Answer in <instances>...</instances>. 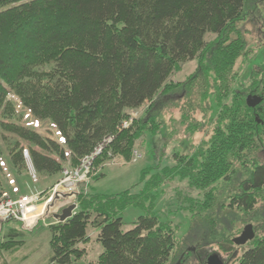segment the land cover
<instances>
[{"label":"trees","instance_id":"obj_1","mask_svg":"<svg viewBox=\"0 0 264 264\" xmlns=\"http://www.w3.org/2000/svg\"><path fill=\"white\" fill-rule=\"evenodd\" d=\"M256 9L264 14V0H0V137L11 168L27 173L22 156L27 148L40 185L48 188L66 161L76 166L109 136V152L129 161L136 141L159 126L150 114L158 104L153 100L184 88L171 75L197 59L204 81L198 85L195 75L187 85L200 93L197 107L205 104L208 89L214 90L216 116L207 138L192 155H178V164L163 168V178L180 174L195 190L180 206L189 211L194 235L203 234V246L230 251V234L213 237L222 225L216 213L225 206L237 216H256V204L264 199V62L252 68L248 86H241L234 70L237 59L242 65L255 55L244 24L247 18L259 21ZM248 93L261 96V102L247 106ZM148 100L147 114L123 126L131 110ZM18 105L48 121L60 140L21 121ZM183 108L184 117L195 110L192 102ZM106 158L107 152L100 153L96 162ZM4 186L0 178V195ZM224 186L230 192L225 204ZM145 196L126 189L82 197L74 215L49 224V260H79L92 226L102 251L91 264L168 263L180 242L156 212L139 215L122 229L123 209ZM252 243L235 264H264V230ZM204 247L198 251L203 255ZM201 254L197 264H205L209 253Z\"/></svg>","mask_w":264,"mask_h":264},{"label":"rangeland","instance_id":"obj_2","mask_svg":"<svg viewBox=\"0 0 264 264\" xmlns=\"http://www.w3.org/2000/svg\"><path fill=\"white\" fill-rule=\"evenodd\" d=\"M255 12V17L258 15L260 22L253 23L251 19L247 18L244 24L245 38H247L248 45L256 50L255 55L250 60L248 59L247 63L244 62L241 65L240 60L237 59L234 64V70H239L241 86H248L252 68L264 62V33L261 32V30L264 31V14H261L257 9ZM203 70L204 68L199 65L197 59H193L182 63L171 75L173 81L183 82L184 88L161 93L153 100V102L157 100L158 104L152 108L150 114L155 121L160 123L155 132L146 131L136 141L134 150L140 154L139 158L136 159L133 150L132 157L126 161L119 155H112L107 149L108 146L105 145L100 153L107 152L106 159L97 163L98 156H96L88 164L87 173H85V168L82 167L81 159H79L76 163V167L80 169L77 171V175L68 176L63 171L55 173L53 175L54 185L50 188L41 186L38 178L32 181L28 171L26 174L15 173L7 157L6 145L0 137V178L5 185L3 192H9L10 195L16 196L42 192L43 190L42 196L33 201L35 207H40L42 210L37 208L35 214L38 217L32 214L29 219H25L26 223L22 220L9 219L0 225V264H62L49 260L51 248L49 247L50 232L48 226L58 222L54 218V214L59 213L62 208L71 203L76 204L74 212L78 211L81 198L90 193L112 196V194H119L126 189L135 195L145 191V197L148 198L137 197V200L141 199L139 203L127 205L123 209L120 214L122 222H124L122 229L126 230L132 227V223L139 215H147L149 211L156 212L159 220L169 223L173 227L175 238L180 242L179 247L173 253V257L166 264H176V262L197 264V254H201L198 251H202L206 241L201 239L203 234L194 235L195 231L191 230L193 222L190 219L189 211L180 206L184 198L190 195L195 196V190L189 188L186 179L181 180L180 174L170 175L167 179L163 178V168L174 166L179 160H177L178 155H192L197 145L207 138L212 127L211 122L216 116L217 108L214 90L208 89L204 100L205 104L203 107H197L196 102L200 99L198 98L200 93L197 87L192 88L187 85L189 78L197 75L198 85L201 86L204 81L201 77ZM11 99L14 98L11 97ZM151 102V100L145 101L140 107L132 109L128 119L133 114L135 116L133 120L144 117ZM190 102L195 106V110L191 114L187 112L189 116L184 117L183 113L187 110L183 111V105L188 106ZM17 109L24 115L21 121L27 125L29 123L37 132H42L50 138L58 137L56 130L52 129L48 121L35 119L28 110L20 105ZM191 123L193 126L187 129L186 125ZM261 158L263 159L264 155ZM29 162L28 157V165H30ZM181 163L182 161L179 162V164ZM156 175L158 176L154 178ZM149 180H154V182L151 181L150 184ZM54 190L61 192L57 194L54 193ZM221 194V201L225 204L227 196L230 194L229 187L224 186ZM50 197L51 200H48ZM256 205V216L254 214L253 216L251 214L243 215L242 213L237 216L235 213H229L224 206L222 213L221 211L216 213L223 226L216 225V229H219L213 237L219 238L224 232L230 234V238H232L239 235L246 224H251L254 234L261 235L264 230V199ZM214 214L212 215L214 216ZM225 214L228 216L223 218ZM216 217L214 216L215 220ZM96 233L97 228L92 226L88 228V234L91 236L90 241L85 244L87 247L86 254L79 260H72L68 264H91L97 260L98 254L102 251V246L95 240ZM252 242L253 239L239 246L232 243L228 252L219 250L217 245L212 243L208 245L209 247H204V252L207 250L205 255L209 253L207 258L213 254L212 251L214 250L219 254V258L221 257V264H235L237 256L239 257L245 248L252 247ZM205 255L201 254L202 257Z\"/></svg>","mask_w":264,"mask_h":264},{"label":"built area","instance_id":"obj_3","mask_svg":"<svg viewBox=\"0 0 264 264\" xmlns=\"http://www.w3.org/2000/svg\"><path fill=\"white\" fill-rule=\"evenodd\" d=\"M133 114V113H132ZM133 116L129 118L128 120L123 121V126H127L130 123H132V120L134 119ZM111 136L105 137L102 139V142H99L98 146H96L93 151L89 152L86 156L81 158V165L85 168V173L88 172L89 163L92 162L93 159H95L96 156L99 155L101 152V149L110 143ZM137 153L138 151L134 150V156L137 159ZM24 156L26 159H28L26 151L24 152ZM80 170L78 167H72L67 162L65 165L64 174L68 176L77 175V171ZM31 175L34 177V172L31 170ZM67 180L69 178H66ZM65 179V181H67ZM64 181V182H65ZM61 191L54 190V193L59 194ZM53 193V195H54ZM42 196V193L36 192L31 194H21L19 196L13 197L8 192H4L1 194L2 199L0 200V225L9 219H16V220H22L24 223H26V220H24L25 215L35 207V204L33 201H35L38 197ZM51 200V197L48 199ZM49 209V208H48ZM38 217V216H37ZM36 221V220H35Z\"/></svg>","mask_w":264,"mask_h":264},{"label":"water","instance_id":"obj_4","mask_svg":"<svg viewBox=\"0 0 264 264\" xmlns=\"http://www.w3.org/2000/svg\"><path fill=\"white\" fill-rule=\"evenodd\" d=\"M262 97L257 94L248 93V95L245 97V101L247 106L255 107L261 102ZM76 208L75 203L68 204L66 207L62 208L59 213L54 214V218L57 219L58 222H64L67 220V218H70L73 215V210ZM242 232L231 238L234 244L236 245H243L246 242L250 241L254 237V231L251 227V224H246L242 228ZM176 264H180L179 262H176ZM206 264H221V259L219 258V255L216 253H213L208 256L206 259Z\"/></svg>","mask_w":264,"mask_h":264},{"label":"bare ground","instance_id":"obj_5","mask_svg":"<svg viewBox=\"0 0 264 264\" xmlns=\"http://www.w3.org/2000/svg\"><path fill=\"white\" fill-rule=\"evenodd\" d=\"M8 97L9 98H11L12 96H10V95H8ZM19 102V101H18ZM57 132V131H56ZM40 133V132H39ZM42 133V132H41ZM57 138H54V139H57L58 141L60 140V137H59V135H58V133H57ZM53 138V137H52ZM26 151V153H27V156L29 157V163H30V165H28L27 164V159H26V157L24 156V152ZM140 154L139 153H137V158H139L140 156H139ZM22 156L24 157V159H26V167H27V170H28V173H29V175H30V178L34 181V180H37V175H36V171H35V169H34V167L32 166V163H31V160H30V156H29V152H28V150H27V148H24L23 149V151H22ZM132 157V156H131ZM66 165V164H65ZM31 167V168H30ZM72 167H76V166H72ZM31 170L32 171H34V177L31 175ZM64 170H65V166H64V169H63V172H64ZM9 193V192H8ZM37 208H40V207H37ZM37 208L36 207H34V208H32L26 215H25V218H24V220L25 219H29V218H27L28 217V215L30 216V215H32V214H35V213H37L36 211H37ZM40 211H42L41 209H40ZM73 212V214L74 213H76V212H74V210L72 211ZM35 217H37V215L35 214Z\"/></svg>","mask_w":264,"mask_h":264},{"label":"flooded vegetation","instance_id":"obj_6","mask_svg":"<svg viewBox=\"0 0 264 264\" xmlns=\"http://www.w3.org/2000/svg\"><path fill=\"white\" fill-rule=\"evenodd\" d=\"M180 256H181V255H180ZM182 257H183V256H182ZM179 258H181V257H179ZM207 258H208V257H207ZM207 258H206V259H207ZM181 259H182V258H181ZM220 259H221V257H220ZM222 262H223V261H222Z\"/></svg>","mask_w":264,"mask_h":264},{"label":"crops","instance_id":"obj_7","mask_svg":"<svg viewBox=\"0 0 264 264\" xmlns=\"http://www.w3.org/2000/svg\"><path fill=\"white\" fill-rule=\"evenodd\" d=\"M40 209H41V208H40ZM29 217H31V215H30V216H28V218H29Z\"/></svg>","mask_w":264,"mask_h":264}]
</instances>
